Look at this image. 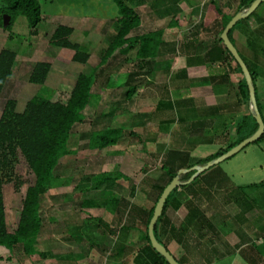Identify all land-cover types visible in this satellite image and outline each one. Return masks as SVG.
Segmentation results:
<instances>
[{
    "label": "rangeland",
    "instance_id": "374dc122",
    "mask_svg": "<svg viewBox=\"0 0 264 264\" xmlns=\"http://www.w3.org/2000/svg\"><path fill=\"white\" fill-rule=\"evenodd\" d=\"M40 1L43 15L37 33H31L32 29L29 28L28 21L24 16H19L16 19L12 30L7 31L0 28V50L9 48L17 52L13 75L7 81L0 98V115L8 99L16 100L17 110L22 111L27 101L38 93L41 86L29 81L30 73L37 61L51 63V70L45 82L46 87L50 91H55L56 98H65L71 91L77 75L81 72H89L98 64L99 53L107 45L105 39L114 33L112 23L116 6L112 0ZM209 1L177 0L176 2L165 0L169 8H172V12L170 15L163 17H159V12L151 9L148 5H139L137 10L141 15L142 24L133 34H141L161 27L165 28L167 41L177 44V49L174 53L168 52V54L160 56L157 61L163 59L165 60L164 64L169 62L174 64L175 58L179 56L177 51L181 52L187 42L194 40L198 46L204 42L203 48H210L214 38L216 39L220 25L210 22L208 28L201 26V21L204 15L206 16L204 13H208L205 6ZM215 1L223 13L229 15L236 13L239 0ZM252 13L253 16L235 31L234 36L236 35L241 52L253 70L264 76V54L249 44L250 39L257 38V34L254 32L255 29H258V26L264 28V4H260ZM257 13L262 14V18L259 19L261 21L257 19ZM172 18L177 23L176 25H169ZM58 24H71L74 28L72 40L89 47L90 59L86 64L73 61L72 55L74 52L72 50L53 47L49 44V36ZM262 45L264 46V43ZM109 63L112 78L117 84L114 87H105L104 85L101 89H95L96 96L85 112L87 119L83 124L76 126V131L70 140L69 147L75 149L76 153L61 159L56 171V179L42 200L43 229L38 238L37 248L39 251L47 252V257H39L37 254L25 255L21 248H15V251L12 252L0 247V264H54V261L49 260L51 254H58L57 257H59L60 254L69 255L85 250L80 243L84 240L81 241V238L76 239V236L72 235V233L79 235L76 234L77 227L85 234L92 232L102 237V234L96 229H86V227H91L92 224L96 223L95 218H101L103 221L115 225L116 220L105 209L83 208L81 206L84 199L95 198L99 193L98 191L87 192L83 187L86 186L88 176L103 171H120L129 179L121 178L118 180V187L115 191L148 209L153 203L155 193L147 194L148 192L144 191V188L149 191L152 189L149 184L150 181L145 180L151 178L155 180L163 173L161 165L169 164L168 162L175 156L174 149H180V155L190 159L189 166L197 160L216 152L224 144L225 139L221 140L220 136H218L219 142L217 144L216 142H202L197 139L196 135L193 138H188V142H185L181 139L186 137V133L180 130V126L175 127L176 132L157 131L152 126L147 132L139 125L136 126L137 128L134 127L132 125L134 115L131 112L155 106L158 100L155 97L161 94L160 85L165 77L167 81L171 79V71L164 70L160 74L158 73V76L149 79L148 77L151 75L146 74V68H140L137 65L134 50L124 55H116ZM227 63H230L233 67L231 68L233 69L231 74L234 77L238 79L244 77L243 72L235 69L236 61L229 59ZM130 72L138 73L129 82L136 88V93L131 100H127L125 97V92L128 89L126 78ZM99 84H104L102 78L98 80L96 86L98 87ZM258 99L264 117V100L260 101L259 95ZM175 104L177 106V101H175ZM248 109L250 112L254 111L251 102ZM105 126L135 128L139 130L136 133L140 135V138L137 136L128 138L118 146L109 147L102 151L90 149L87 146L88 133L92 129H100ZM162 144L165 145L163 149L161 148ZM17 160L14 169L15 174L23 180L32 181L33 176L30 174L23 157L18 155ZM220 165L228 170L235 185L246 186L250 183H260L264 180V144L251 143L234 156L221 162ZM167 167L169 165H166L165 170L168 169ZM203 173L205 172L202 171L197 176ZM231 187L235 186L229 181L226 182L221 179L209 186L211 195L218 197L217 199L220 201H214V198L212 201L214 203L213 207L206 210L207 214L210 215L211 213L212 215V213L222 212L220 208L223 205L222 200L225 199L224 190ZM189 195L186 191L183 192L182 196L189 198ZM246 195L249 203L252 204V208L248 213L250 232L246 236L250 241H253L254 247H258L259 253L256 251L257 254L253 253L257 257L260 256L258 260H255L256 263L264 264V187H251L246 190ZM3 196L8 229L14 231L19 220L23 193L17 192L13 182L8 181L4 183ZM227 208L231 214L239 213L236 205L230 204ZM176 211L179 213V209H169L168 213L172 217L173 215L178 216ZM234 219L231 217L222 222L225 220L224 216L217 218L218 223L222 222L220 228L225 232L224 238L226 237L225 239L229 244V240H231L233 245L238 241V239L236 240V232L229 233L232 227L230 222L233 223L234 221L235 223ZM143 232L144 227H136L131 230L130 240L133 245H131V251H127L126 254L136 252L140 246V236ZM169 234L171 233H164L163 238L166 239ZM107 236L108 238L105 239L106 242L108 241L109 250L106 253L111 256L114 251L111 250V247L115 236L111 234ZM225 239L213 237V239H206V241L209 242V249L215 247L216 244L219 249L225 250L227 247L225 248V243H222ZM229 244L227 245L229 246ZM179 247L182 248L180 245ZM171 248L174 252L176 251L175 245ZM242 248L243 253L254 251L250 244L244 245ZM183 249L182 251L186 255L185 258L182 257V260L186 259L184 262L187 264H203L204 260L197 258L201 255L200 252L204 249V245L198 247L194 242L187 241ZM180 251L176 252L180 253ZM231 251L236 252V248L233 246ZM239 251L241 250L238 249L237 252ZM91 252L100 253L96 248H92ZM110 256L101 255V261L98 264H109ZM221 262L220 264H227L228 260L222 259Z\"/></svg>",
    "mask_w": 264,
    "mask_h": 264
},
{
    "label": "trees",
    "instance_id": "16d2710c",
    "mask_svg": "<svg viewBox=\"0 0 264 264\" xmlns=\"http://www.w3.org/2000/svg\"><path fill=\"white\" fill-rule=\"evenodd\" d=\"M177 2V0H174ZM255 0H239L236 13L246 11ZM116 6V13L113 19L114 33L105 40L107 45L102 48L99 53V62L89 72H81L77 75L76 81L65 98L57 97L55 91H50L46 87V80L51 70V63L48 61H37L30 73L29 81L33 84L40 85V90L33 97H31L22 111L17 110V101L8 99L3 107L0 115V247L6 248L9 251H15V248H21L25 255H33L35 253L47 257V252L39 251L37 248L38 238L43 229L42 217V200L44 195L48 192L53 181L56 179V171L62 158L75 154V149L69 147L71 137L77 125L83 124L86 117V110L93 98H95V89L107 87H114L117 83L112 78L110 70V61L116 55H124L131 50L135 51V59L140 68L147 67L152 64L159 56L160 46L163 44L162 38L164 35V28L153 31H147L141 34H133L139 29L142 24V18L137 10V6L146 4L151 9L159 12L158 16L163 17L170 15L172 8H169L165 0H112ZM262 2L261 4H263ZM205 8L207 11L213 12L210 18L204 16L201 21V26L208 28L210 22L220 25L216 39L219 43L221 40V33L225 26L235 15L223 13L215 0H210ZM9 15L11 17L9 25L4 28L7 31L12 30L16 19L19 16H24L31 33H37V28L42 21V5L40 0H0V28H3V16ZM253 16V13L245 18L240 19L231 28L229 32L230 41L237 47V43L233 37L234 31L247 22ZM213 18V19H212ZM259 20V18L257 17ZM261 21V20H259ZM177 23L170 20L169 25H176ZM256 34L260 36L258 40L250 39L249 44L261 51L264 54V28L258 26L255 29ZM74 28L67 24H58L49 36V44L57 48L70 49L74 53L72 60L81 64H86L90 59L89 47L72 40ZM256 38V37H255ZM227 53V59H235L227 47L223 44ZM238 49V47H237ZM254 49V50H255ZM241 57L247 64L253 79V85L256 90L255 80L258 73L248 64L244 55L238 49ZM17 52L9 48L0 50V98L7 81L12 77L14 65L16 62ZM143 64V65H142ZM235 69L242 72L240 65L236 62ZM148 71V69H146ZM145 70V71H146ZM150 70V69H149ZM146 71V72H147ZM137 72H130L127 74L128 89L125 92L127 100H130L136 91V88L129 84L134 79ZM228 76V73H227ZM103 79L104 84H98V80ZM238 95L241 101L247 102L250 100L249 88L245 77L238 82ZM257 107L264 121L261 113V104L256 94ZM258 129V122L252 112L238 117L235 125V133L230 136L228 132L221 133L225 142L219 149L207 155L205 158L197 160L193 164L185 162L181 151L174 149L175 156L168 162L169 164H162V172L155 180H149L152 189L146 190L147 194L155 193V197L150 208L146 209L134 202L129 197L123 196L115 191L118 187V180L121 178L129 179L120 171H103L92 174L87 177L85 187L87 192L98 191L95 198L84 199L81 203L83 208H103L112 214L116 224L112 225L101 218H95L94 224L86 229L94 228L102 234V237L90 232L89 234L80 231L77 227L76 239L83 242L81 247L85 249L80 253H88L90 248H96L98 251L105 253L109 247L103 242L106 235H114L116 243H113L111 250L118 253L131 251V243H127V239L136 227H144V232L140 236V246L134 261L137 264H169L166 258L157 252L151 245L148 236V225L153 215L156 203L161 196L165 187L177 175L180 169L190 168L194 165H205L213 161L223 153L227 152L244 139L253 135ZM129 131L122 127L105 126L100 129H92L88 133L87 146L92 150L101 151L105 148L113 147L119 143L122 137L128 135ZM130 134L140 138V135L130 131ZM253 143L264 144V133ZM18 155H21L26 162L30 174L33 176L32 181L28 182L21 179L14 172L15 164L18 161ZM180 155V156H179ZM166 165L168 169L165 170ZM195 173V170L181 174L180 180L187 181ZM198 176L189 182L181 184L174 188L168 195L163 212L158 218L154 228L155 237L162 243L160 238V225L165 227V230L173 235H176L175 228L169 224L167 217L168 210H178L184 206L187 209L185 220L189 226L198 227L197 229H205L207 233L214 232L212 218L209 220L205 212L199 211L197 206H194L191 200L182 196L184 190L194 188ZM13 182L15 190L22 192V204L20 208L19 220L14 231L8 229L6 220V209L3 196V186L5 182ZM146 183V182H145ZM251 187H264V180L260 183H251L246 186H237L239 190ZM243 191V190H242ZM196 197L197 193H193ZM236 203L244 208V200L247 198L241 191L235 192L234 196ZM199 198V197H196ZM248 201V200H247ZM249 203V202H248ZM252 205V204H251ZM248 208H251L249 206ZM245 211L242 210L239 215ZM198 224V226H197ZM195 225V226H194ZM82 228V227H81ZM85 228V227H84ZM83 228V229H84ZM167 228V229H166ZM164 244V243H163ZM166 246V244H164ZM251 248L256 249L252 244ZM167 247V246H166ZM130 248V249H129ZM81 249V248H80ZM112 253V254H113ZM259 253V251H258ZM178 260V259H177ZM182 264L181 260H178ZM254 264V263H253Z\"/></svg>",
    "mask_w": 264,
    "mask_h": 264
},
{
    "label": "crops",
    "instance_id": "0c3cea01",
    "mask_svg": "<svg viewBox=\"0 0 264 264\" xmlns=\"http://www.w3.org/2000/svg\"><path fill=\"white\" fill-rule=\"evenodd\" d=\"M204 14H206V17L210 18V14L212 17L213 13L209 11L208 13L205 12ZM257 17L261 19L262 14L257 13ZM69 26L72 25L70 24ZM234 33L233 37L237 43L238 49L241 51V48L237 42L236 35L234 36ZM253 39L258 40L260 39V36L257 35V38L253 37ZM162 41L163 44L160 46L159 56L152 62L150 66L147 67L145 65L144 67L148 69L146 74L148 73V75H151L148 77L149 79H153L164 70L171 71V79L167 81V78L165 77L164 81H162L160 85L161 94L156 95L155 98L158 100L155 106L149 109L146 108L139 111L133 110V112H131L134 115L132 125H134V127L139 125L143 127L147 132L151 129L150 126L155 127L153 128L154 130H160L164 132L175 131V127L180 126V130L186 133V137L181 139L185 142H188V138H193V136L196 135L197 139L202 142H216L217 144L219 142L218 136H220L221 140L225 139L223 138L221 133L228 132L230 136H233L235 133V125L238 117L241 115H246L250 112L248 109L250 100L247 102L240 100V97L238 95V82L242 78L238 79L234 77L233 74H231V71H233V69L231 68L233 67L230 63H227V53L223 47V43H219L217 39L214 38V42L212 43L210 48H203L204 42L200 43V46L196 45V42L194 40L187 42L185 44L186 46H184L181 52L177 51V53H179V56L175 58L174 64L170 62L164 64L165 60L162 59L157 61V59L160 56L168 54V52L174 53L177 49V44L169 43L167 41L165 28ZM255 85L257 90L256 94L257 96L259 95L260 101H263V75L258 74L255 80ZM175 101H177V106L175 104ZM124 129L129 131V133L128 135L122 137L118 144L125 142L128 138L136 137L135 135L132 136V134H130V131H133L134 133L139 131L132 127H130V129L125 127ZM75 131L76 129L74 130V133ZM118 144L115 146H118ZM164 146L165 145L162 144L161 148L163 149ZM178 151L181 150L178 149ZM187 160L185 159V162H189L190 159ZM204 172L205 173L198 176L199 178L196 181L194 188L190 190H184V192L187 191V193L190 194L189 199H194L191 200V203L194 206H197L199 208V211H204L206 214L205 216L209 220L212 218V216L215 217L211 219L215 231L207 233L205 229H197L198 227L192 226H189L190 229L187 230L186 226L188 225H186L187 221L185 220V217L188 211L186 207L182 206L179 208V213L176 211V214H178L179 217L176 215H173L172 217L171 214H167L169 224L172 225L173 228H175L176 235L169 234L166 236V239H164L163 234H168L169 232L165 230V227H162V224L160 225L159 234L162 244H166L167 249L174 255L176 259L181 260L182 264H187L186 262H184V260L186 261V259L182 260V257H186L182 249L187 244V241L194 242V244H196V246L198 247L204 245V249L202 250V252H200L201 255L197 258L202 261L204 260L203 264H220L222 263V259L228 260L227 264H257L255 260H258L260 256L257 257L253 254L255 253L256 249L252 248L254 250L253 252H244L245 254L242 252V247L244 245H253V241H250V239H248V237L246 236L250 232V228L248 226V213L252 208L251 203L247 204V202H249V199L247 198L246 190L249 188H243V191L239 190L237 186L240 185H235L228 170L224 169L220 164H217L205 170ZM220 179L226 182L229 181L235 187L224 190L225 199L222 200L223 205L220 208L222 212L220 211V213H212V215L210 213L209 215L206 213V210H209L213 207V199L215 198L214 201L219 200L217 199L218 197H213V195H211V189L209 188V186ZM239 191H241V194H245V197L248 200H244L243 205H247L245 209H242V207L239 206L238 203H236L235 198L233 197L235 192L237 193ZM193 193H197L196 197L199 198L193 197ZM230 204H232L233 206L236 205L238 207L237 210L239 211V213H241L242 210L245 212L242 213L241 216L239 215V213H229L227 206H230ZM248 206H251V208H248ZM223 216L225 220H223L222 222L227 221L226 219L231 217L235 218V223L234 221L233 223L230 222L232 227L230 229L231 231L229 232L237 233L235 234L237 235L236 240L238 239V241H236L234 245L231 240L228 239L230 244L226 241V237L224 238L225 232L220 228V223L222 222H217V218ZM213 237L225 239L222 243H225L224 247L227 248H224L225 250H221L215 244V247L209 249V242H207L206 239H213ZM105 238L107 239L108 236H104L103 238V242L107 244L108 241L106 242ZM113 243H116V237ZM127 243H131L130 235L127 239ZM227 244H229V246ZM173 245H175L176 251L181 250L180 253H177L176 251L174 252V250L171 248L173 247ZM179 245L182 246V248L179 247ZM233 246L234 248H236V252L231 251V249H233ZM238 249H240L241 251L237 252ZM91 250L92 248H90V250L86 254H79L78 252H76L69 255L60 254L59 257H57L58 254H51L49 255V260L54 261V264L55 261L56 264H98V262L101 261V255L104 256L105 253H102L100 251V253H93L91 252ZM136 251H138V249ZM256 252L258 253V251ZM35 254L41 257V254L39 253ZM136 254L137 252L133 251L132 254H126V252H124V254L114 252L111 256L108 255V253H106L105 255L110 256L109 264H137L134 261V257Z\"/></svg>",
    "mask_w": 264,
    "mask_h": 264
},
{
    "label": "water",
    "instance_id": "95a60500",
    "mask_svg": "<svg viewBox=\"0 0 264 264\" xmlns=\"http://www.w3.org/2000/svg\"><path fill=\"white\" fill-rule=\"evenodd\" d=\"M262 2H264V0H255L246 11L238 12L237 14H235L231 18V20L228 22V24L225 26L224 30L221 33V40H222L223 44L227 47V49L231 53L232 57L240 65L242 72L244 73V77L246 79V82H247V85L249 88L250 102L253 105L254 111L252 113L254 114V116L258 122V129L253 135L244 139L243 141L238 143L236 146H234L233 148H231L227 152L223 153L222 155H220L219 157H217L213 161H210L205 165H194V166L187 168V169H180L178 171L177 175L169 182V184L163 190L161 196L159 197V199L156 203L153 215H152L150 222H149V225H148V236H149V240L151 242L152 247L157 252H159L161 255H163L169 264H180V263L174 257V255L167 249V247L157 240V238L155 237V234H154V228H155V225L158 221V218L161 216V214L163 212L165 201H166L168 195L170 194V192L174 188L180 186L181 184L189 183V182L193 181L200 172H202V171L204 172L205 170H207V169H209V168H211L217 164H220L221 162H223V161L229 159L230 157L234 156L239 151H241L243 148H245L247 145L255 142L264 133V121H263L261 114L259 112V109L257 107L256 91H255V87L253 85V79H252L251 73L249 71L247 64L245 63V61L241 57L238 49L229 39V32H230L231 28L235 25V23L238 22L240 19L251 15V13ZM10 19H11V17L9 15L3 16V28H6L9 25ZM192 170H195V173L190 177V179H188L187 181H181L180 180L181 174L186 173V172H190Z\"/></svg>",
    "mask_w": 264,
    "mask_h": 264
}]
</instances>
